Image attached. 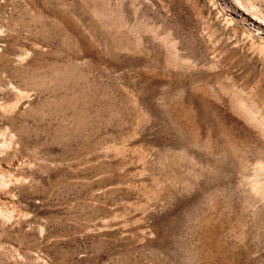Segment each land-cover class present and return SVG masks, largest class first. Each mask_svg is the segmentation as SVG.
I'll use <instances>...</instances> for the list:
<instances>
[{
  "label": "rangeland",
  "instance_id": "1",
  "mask_svg": "<svg viewBox=\"0 0 264 264\" xmlns=\"http://www.w3.org/2000/svg\"><path fill=\"white\" fill-rule=\"evenodd\" d=\"M239 15L264 0H0V264H264L236 188L264 35Z\"/></svg>",
  "mask_w": 264,
  "mask_h": 264
},
{
  "label": "bare ground",
  "instance_id": "2",
  "mask_svg": "<svg viewBox=\"0 0 264 264\" xmlns=\"http://www.w3.org/2000/svg\"><path fill=\"white\" fill-rule=\"evenodd\" d=\"M239 18H241L242 20H244L245 22H246V24H247V28H249L250 30H252V31H254V32H256L257 34H259V35H264V23H263V21H258L256 18H254V17H247V16H238ZM263 50V49H262ZM260 51V50H259ZM261 52L263 53L264 51H260V54H261ZM263 55V54H262ZM264 56V55H263ZM236 93V92H235ZM233 96V95H232ZM236 96V95H235ZM237 100V108L239 109V110H241V112H246V113H248L250 116H248L249 117V119L250 120H252V121H254L255 123H256V126L260 129V131L261 130H264L263 129V127H262V124H264V118H263V116H260L261 114H260V112H259V114L260 115H258V114H256V113H258V109H253V105H251V102H250V100H248L246 97H238V99H236ZM235 101V100H234ZM136 103H138V102H136ZM184 104V103H183ZM236 104V103H235ZM141 111V110H140ZM180 112V111H179ZM186 114V113H185ZM258 115V116H257ZM144 116V115H143ZM259 116H260V118H259ZM184 117V116H183ZM145 119V117L143 118V117H141V116H139V119H138V124H140V123H142L143 122V120ZM136 128V127H135ZM113 145V144H112ZM115 145V144H114ZM112 146L111 147V149L112 150H114L116 153H118V154H120V155H122V158H124L123 156H125V153L127 154L128 153V151H130V149L128 148V146L126 147V145L125 144H122V146L121 145H119V147L118 146ZM109 146H111V144L109 145ZM108 146V147H109ZM107 147V148H108ZM171 149V148H170ZM107 150V149H106ZM133 150V149H132ZM138 151H140V150H138ZM132 151H130V153H131ZM136 153V154H135ZM134 154L136 155V157L140 160L141 159V161H143V160H145L146 161V154H144V153H141V152H135ZM133 155V154H132ZM117 156V155H116ZM235 156V155H234ZM118 157H119V155H118ZM148 157V156H147ZM167 158H165V160H166ZM126 160V159H125ZM168 161V160H167ZM249 161V160H248ZM248 161H243L240 165H239V167H240V169H239V171H238V179L236 180L237 181V187L236 188H238L239 189V191L242 193V195L244 196V199L247 201V203H246V205L247 204H253L254 205V203H256L257 201H260V200H264L263 198H264V160H257L256 162H255V165L253 164V165H251V170L252 171H250L251 172V175H248V174H246L245 172H246V170H247V172H249L248 170V168H250L249 166V164H251V163H249L248 164ZM139 162V161H138ZM172 162H173V160H172ZM169 163V162H168ZM156 169V168H155ZM162 169V168H161ZM149 170V169H148ZM163 173V172H162ZM164 176V175H163ZM166 176V175H165ZM161 177V176H160ZM167 177V176H166ZM165 178V177H164ZM172 178V177H171ZM181 178V177H180ZM173 179V178H172ZM155 180H157L156 182H157V186H156V184H155V186H156V190H155V192L154 193H158L159 191L160 192H162L163 190L162 189H164L163 187H164V180L162 181L160 178H158V179H155ZM177 180V179H176ZM153 181V180H152ZM170 181H172V180H170ZM179 181H180V179H179ZM175 182V181H174ZM178 182V181H177ZM170 183V182H169ZM173 183V182H172ZM172 183H171V185H172ZM176 183V182H175ZM180 183V182H179ZM186 183V182H185ZM174 184V183H173ZM184 184V183H183ZM182 184V185H183ZM145 185V184H144ZM176 185V184H175ZM178 185V184H177ZM184 185H186V184H184ZM172 186H174V185H172ZM141 187V186H140ZM175 187V186H174ZM166 188V187H165ZM162 190V191H161ZM176 190V189H175ZM237 190V189H236ZM239 192V193H240ZM150 193V192H149ZM166 193V192H165ZM240 193V194H241ZM153 195V194H152ZM155 197V196H154ZM163 197V196H162ZM244 200V202H246ZM256 204H258V203H256ZM264 204V203H263ZM252 205V206H253ZM259 205H260V203H259ZM259 205H257V206H259ZM150 206V205H149ZM255 206V205H254ZM252 208V207H251ZM248 209V208H247ZM250 209V208H249ZM254 209V208H253ZM257 211V210H256ZM239 217V216H238ZM211 223V222H210ZM201 231V230H200ZM213 232V231H212ZM205 234V233H204ZM217 249V248H216Z\"/></svg>",
  "mask_w": 264,
  "mask_h": 264
}]
</instances>
